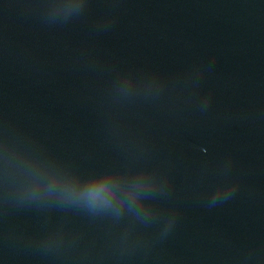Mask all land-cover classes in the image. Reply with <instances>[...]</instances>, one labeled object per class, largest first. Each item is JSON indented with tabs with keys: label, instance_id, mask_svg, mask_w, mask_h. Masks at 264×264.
Returning <instances> with one entry per match:
<instances>
[{
	"label": "water",
	"instance_id": "water-1",
	"mask_svg": "<svg viewBox=\"0 0 264 264\" xmlns=\"http://www.w3.org/2000/svg\"><path fill=\"white\" fill-rule=\"evenodd\" d=\"M0 264H264V0H0Z\"/></svg>",
	"mask_w": 264,
	"mask_h": 264
}]
</instances>
